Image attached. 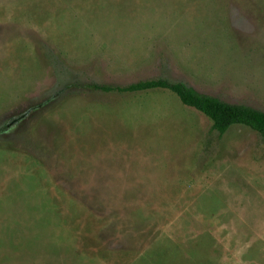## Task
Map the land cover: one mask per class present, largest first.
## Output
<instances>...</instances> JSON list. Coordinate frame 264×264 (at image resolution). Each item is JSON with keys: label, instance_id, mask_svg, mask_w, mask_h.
<instances>
[{"label": "rangeland", "instance_id": "rangeland-1", "mask_svg": "<svg viewBox=\"0 0 264 264\" xmlns=\"http://www.w3.org/2000/svg\"><path fill=\"white\" fill-rule=\"evenodd\" d=\"M264 0H0V264H264Z\"/></svg>", "mask_w": 264, "mask_h": 264}, {"label": "trees", "instance_id": "trees-1", "mask_svg": "<svg viewBox=\"0 0 264 264\" xmlns=\"http://www.w3.org/2000/svg\"><path fill=\"white\" fill-rule=\"evenodd\" d=\"M106 93L134 94L149 91H169L184 107L195 110L209 119L212 130L220 136L233 126L247 127L264 139V112L241 105L226 104L218 99L203 96L185 88L181 84H170L163 80L138 82L124 88L98 87Z\"/></svg>", "mask_w": 264, "mask_h": 264}]
</instances>
